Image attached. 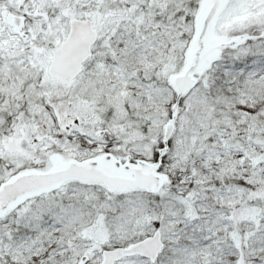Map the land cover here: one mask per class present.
Masks as SVG:
<instances>
[{"label":"snow or ice","instance_id":"obj_1","mask_svg":"<svg viewBox=\"0 0 264 264\" xmlns=\"http://www.w3.org/2000/svg\"><path fill=\"white\" fill-rule=\"evenodd\" d=\"M0 264H264V0H0Z\"/></svg>","mask_w":264,"mask_h":264}]
</instances>
